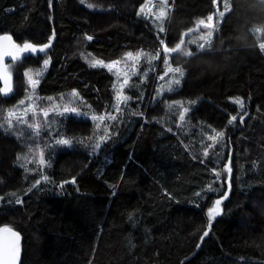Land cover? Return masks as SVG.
Here are the masks:
<instances>
[{"label":"trees","instance_id":"1","mask_svg":"<svg viewBox=\"0 0 264 264\" xmlns=\"http://www.w3.org/2000/svg\"><path fill=\"white\" fill-rule=\"evenodd\" d=\"M146 1L0 0V35L21 47L51 44L15 60L18 93L0 94V109L15 105L31 70L43 72L38 98L75 90L82 112L40 131L44 139L73 140L47 147L44 166L28 162L30 133L0 129V228L22 234V264H264V0H227L210 47L173 54L171 64L185 74L158 100L149 93L159 80L156 53L163 73L159 40L174 47L216 12L218 0H169L173 10L162 22L140 12ZM128 52L148 56L120 115L114 73L86 57L113 62ZM183 104L190 106L189 131L181 138L169 123L175 128L173 107L180 114ZM109 112L117 119L105 121L111 138L99 150L76 142L98 141L104 124L96 129L91 117ZM219 132L215 153L203 157L199 135ZM229 159L230 189L223 173ZM225 194L209 228L208 210Z\"/></svg>","mask_w":264,"mask_h":264},{"label":"rangeland","instance_id":"2","mask_svg":"<svg viewBox=\"0 0 264 264\" xmlns=\"http://www.w3.org/2000/svg\"><path fill=\"white\" fill-rule=\"evenodd\" d=\"M143 8H144V12L142 14L144 15V17H146V18L153 17L155 20H158L161 22L165 18L170 17L171 12L173 10V6L169 4V0H168L167 4H163L161 2V0H147L145 5L143 6ZM161 8H163V10L165 11V16L161 17L160 19H157L156 17L159 15ZM225 8H227V11L225 12V14H226L229 10L227 0H218L216 12L213 14V17H214V19L212 21L213 27L211 29H209V28H205L204 25L198 24L195 27V29L188 31L185 34L186 35L185 39H183L185 43L181 46V49L178 50L177 52L181 51L184 54V52L189 51V45L190 46L191 45L196 46L198 48V44L204 42L201 39V37L206 36L208 31H212L213 35H214L219 24L222 23V21H223V17L222 18L219 17L218 13H219V11H224ZM205 23H208V21L205 20ZM212 39H213V36L211 38V41H212ZM210 44H211V42H210ZM206 46H208V45H206ZM177 52L167 54V58L169 60V66L170 67L174 68V66L171 64V60H172L173 54H176ZM135 55L136 54H134V56L132 58L127 57V55L124 56L121 60H118L119 61L118 64L114 63L116 61L105 62V61L96 59V58L91 57V56L90 57L87 56L86 59H87L88 63L91 65H93L94 61H102L103 64H105V65H108V64L113 65L111 70L108 69L107 67H104V66H98V67H104V68H106L109 71H112L114 73V75L116 77V92H117V90L120 88V85L122 84V82L125 78H130V84H132V81L136 77L141 75V67L144 65V62H145L146 57L148 55L142 53L139 60L135 59ZM160 57H161V55H159V58L152 60V68H153V64H154V80H156V79L157 80L159 79V80H158V82H156V85H154L152 87V89L149 93V97H151L154 93L155 94V100H158L159 98H161L163 96V94L168 93L167 87H168L169 81H174L175 79H180V83L178 85L175 83L172 84V87L174 89L173 91H175L180 86L181 81H182V77H180L179 74H177V73H168L167 75H164V73L166 71L165 64H163V67H162L163 73H160V70H161V68H160V65H161ZM47 61H48V64L45 66V71L47 70L49 63H50L49 60H47ZM16 63H17V61L13 60L7 66L10 75L14 78V81H16L15 80L16 79V71H15ZM26 73H28L27 76L25 75L26 85L23 88L21 85V87H20L21 93L18 96L15 105L9 110L15 109L17 116L21 117L23 120H26L28 123L17 124L16 118L13 117V118H11L13 121V128L9 130V129H7L6 121L0 120V123L5 124L4 130L10 131L15 136H19V134H21V133L24 134V133H32L33 132V129L28 127V124H39L41 126L40 131H42L44 129H52L53 127H55L58 119L61 118V115H57V113H63L64 108H66V107L67 108H72V107L77 108V113H79V114L69 112V113H64L63 115H68V114L80 115V114H82V112L77 107L79 105V101H80L79 98L73 97L72 95L61 96V97H59L57 99H53V100H43L41 98H38V96L36 94V90L33 89V87L29 84V77H31L32 79H35V80H39V83H40V79L43 75V72H41V71L35 72V71L30 70ZM133 73H135V75H133ZM162 75H164L163 80H161L159 78ZM139 80L140 81L142 80L141 76H140ZM138 83H139V81H138ZM153 88H155L154 90L156 93L154 92ZM127 89H129V88H127V87L124 88V90H123L124 95H127ZM173 91H171V92H173ZM16 93H18V89L15 88L14 94H16ZM29 97H31L32 99L29 100L28 99ZM22 100H24L26 102L25 105H19V102ZM238 101H242V100H238ZM237 104L239 105V107L242 111L245 109L244 103H243V105H244L243 108H241L239 103H237ZM18 105H19V107H17ZM121 105L125 106L122 102H121ZM177 105L179 106L181 104H177ZM25 107H30L32 109L31 111H28L26 115L24 114ZM185 107L189 108V111L187 113H184L185 120L181 121L179 119V113L176 112L177 110L173 107V110L175 111L174 113H176L178 116L177 124L174 128L173 126L170 125V123H172V122L169 123V126H170L169 128L173 132H175L176 134H178V131L176 129H179L178 136L181 138L185 135L186 131H189V127L185 125V122H186L187 114L190 112V106L187 104H183V107L180 109L181 110L180 113L183 112V109ZM9 110L3 111L4 117H8ZM44 111L48 112L47 116H44V114H43ZM171 117H174V116H171ZM171 117H169V118H171ZM246 117H247V115L244 116V118H246ZM144 118H145V116H144ZM53 119H55L54 123L52 122ZM172 121H173V119H172ZM46 124H49L50 127H45ZM42 132L39 133L38 138L34 137L33 135H27L26 136L28 146L30 149V153H31V155L28 158V162L29 161H31V162L37 161L38 162L39 158H40L39 157L40 151L42 149L45 150L46 145H51L56 141V137H54V136H52L49 139H44V135H42ZM181 132L184 135H182ZM23 134H21V136ZM210 136L216 137V138L213 140H210L208 138ZM199 137H200V144L197 146V149H200L203 157L205 156L204 155L205 151L208 152V156L212 153H215L216 146L221 143V138H219V136H217V133L216 134L207 133V135L203 134L201 136L199 135ZM223 173L225 174V176L227 177V180H228L229 173H227L225 170H223ZM224 200H225V198L222 199V203L220 205V214L222 213V204H223ZM214 205H215V203L212 205V207H214ZM219 215L214 216L213 219H215Z\"/></svg>","mask_w":264,"mask_h":264},{"label":"snow or ice","instance_id":"3","mask_svg":"<svg viewBox=\"0 0 264 264\" xmlns=\"http://www.w3.org/2000/svg\"><path fill=\"white\" fill-rule=\"evenodd\" d=\"M161 2L163 4H167L168 0H161ZM213 3H216V0H213ZM89 7H91V5H89ZM226 11H227V8H225L224 11H219V13H218L219 17H221V18L224 17ZM140 12L141 13L144 12V8L143 7L140 8ZM164 16H165V11L163 10V8H161V10L159 12V15L156 18L160 19L161 17H164ZM213 19H214L213 15H208V17H207L208 23H205L204 20H200L198 23L200 25H204L205 28L211 29L213 27V24H212ZM159 31L161 33H163L164 32L163 27H161L159 29ZM212 36H213V32L212 31H208L206 36H202L201 39L204 42L203 43H199L198 44V48L203 50V49H205L206 45H208L210 47V42H211ZM87 39L91 40L92 36H88ZM11 40H12L11 36H0V41H9L10 42ZM159 43L163 47V52L165 54L164 64L166 66V71H165L164 75H167L168 73H177V74H179L180 77H183L185 73H184V71L182 70L181 67H174L173 68V67L169 66V60L167 58V54L175 53L178 50H180L181 46L185 43L184 40L181 39L180 42L177 43L174 47H169L165 43L164 39H160ZM49 46L50 45L45 44L43 46H40L39 49H37V47L35 45H33L32 43H27V42L24 43L22 47L18 46V45L11 44L10 48L13 49V50H9V48L0 49V63L3 62V59H4L5 56H11L13 60H18L20 58V53H23V52H37V50L39 52L43 53V52H45V50ZM259 47H260V49L264 50V43H261L259 45ZM126 55L129 58H132L134 56V54L132 52H128ZM141 55H142V53H137L135 55V59L139 60ZM159 55H160V53H156L155 55H153L151 57V59L155 60V59L159 58ZM184 55L191 56V55H193V53L191 51H186V52H184ZM44 63H45V66H46L48 64V61L45 60ZM114 63L118 64L119 61H116ZM92 66L93 67L104 66V67H107L110 70L113 67L112 64L105 65V64H103L102 61H94ZM25 75L27 76L28 73H25ZM133 75H135V73H133ZM164 75L160 76L159 78L161 80H163L164 79ZM0 80L3 81V85H4L3 87H0V94H2L4 96H8L9 94L12 93L13 87H12V84H11V76H10V73H9V71L7 69V66H5L3 69H0ZM173 83L178 85L180 83V79H175L174 81H169L168 82V87H167V91L168 92H171V91L174 90L173 87H172ZM29 84L33 87V89H35V87L39 84V80H35V79H32L31 77H29ZM125 87H127V88H129L131 90V89L135 88L136 85L135 84H130V78H125L123 80L122 84L120 85V88L117 90V92H116L117 103L113 106V109H114V111L116 113H119L120 115H123L124 110H125L124 108L121 107V102L125 106H127L128 102L132 99L131 96L123 94V90H124ZM72 96L78 98L79 94L77 92H75V90H74L73 93H72ZM28 99L31 100L32 98L29 97ZM48 99H51V98H48ZM235 102L239 103L241 108H243L244 105H243L242 101H235ZM25 103L26 102L24 100H22V101L19 102V105H25ZM19 105L17 107H19ZM169 107L171 108L172 106L169 105ZM31 110L32 109L30 107H25L24 114L26 115L27 112L31 111ZM188 111H189V108L185 107L183 109V112H181L179 114V119L181 121L185 120L184 113H187ZM69 112L77 113V108H75V107L67 108L66 107V108H64L63 113H57V115L63 116L64 113H69ZM43 114H44V116H47L48 112L44 111ZM77 114H79V113H77ZM13 117L16 118L17 124L28 123L26 120H23L21 117L17 116V113H16L15 109L9 110L8 117H4L3 116V110L0 109V120H5L6 121V126H7V129H9V130L13 128V121L11 119ZM91 119H92V121L95 122L96 129H99L101 124H104L103 134L99 135V140L95 141V142H92V138H89L88 141H86L84 139H80V140H78L76 142L77 143H82V144L91 143V146L93 148V152H95L96 150H99L101 148L102 143L106 142L108 139L111 138V134H110V131H109L110 125L105 123V121L106 120H116L117 116L112 114V112H109L107 117L105 115H99V116L93 115L91 117ZM236 120H237V116L233 115L231 117V119L228 121V124L231 125L232 122L236 121ZM243 120H244V115H241L240 116V121L243 122ZM52 122L54 123L55 119H53ZM28 127L33 129V132L30 133V135H33L34 137L38 138L41 126L39 124H28ZM45 127H50V125L46 124ZM4 128H5V124L4 123H0V129H4ZM21 134H23V133H21ZM59 134L60 133L57 132V135H59ZM96 135H97V133L94 130L93 137H95ZM217 136L223 137L224 136V132L217 133ZM208 138L210 140H213L216 137L210 136ZM55 143L56 144H60V145L71 146L72 143H73V140L72 139H57L55 141ZM47 147H50V145H46L45 146V148H47ZM204 155L208 156V152L205 151ZM39 157L40 158H39L38 164L40 166H44L46 164L45 156H44V149H42L40 151ZM29 162L31 163V161H29ZM224 170L227 173H229L228 185H229V189H230L231 188V175L230 174L232 172L230 159H229L228 163L224 166ZM216 175L219 176L220 173L217 172ZM42 179L47 180L48 177L47 176H43ZM36 183L39 184L40 180H37ZM72 183H75L74 179L72 180ZM61 187H62V185H61ZM223 198H226V194L221 199H217L215 201L214 207H212V208H210L208 210V212H209V225H208V227L209 228L211 227V220L214 218V216L220 214V205L222 203V199ZM0 199H2V198H0ZM16 202L19 203L20 201L17 200ZM0 231H6V232L10 233L11 237H14L15 239H18V234L13 232L11 229H0ZM208 235H209V232L208 231H204L203 232V236L201 237V241L203 240L204 237H207ZM17 255H18V248L16 246L15 240H10V241L6 242L5 244H3L2 246H0V264H15Z\"/></svg>","mask_w":264,"mask_h":264},{"label":"water","instance_id":"4","mask_svg":"<svg viewBox=\"0 0 264 264\" xmlns=\"http://www.w3.org/2000/svg\"><path fill=\"white\" fill-rule=\"evenodd\" d=\"M0 36H11L12 37V40L10 42L9 41H0V49L9 48V50H13L10 48V45L11 44L18 45L17 42L14 40L12 35L1 34ZM49 45H51V44H49ZM21 55H22V53H20V56ZM12 61H13V59L11 56H5L3 59V62L0 63V69H3L5 66H8V64ZM11 84L13 87L12 93L9 94L8 96H4L1 94L2 96L9 97L14 93V78L12 76H11ZM3 86H4L3 81L0 80V87H3ZM0 229H11L13 232L18 234V239H15L14 237H11L10 233H8L6 231H0V246H2L3 244H5L6 242H8L10 240H15L16 246L18 248V255H17L16 261H15V264H22V257H23V253H22L23 236H22V234L13 228H10V227H1Z\"/></svg>","mask_w":264,"mask_h":264}]
</instances>
